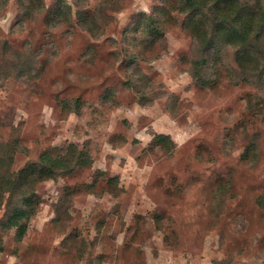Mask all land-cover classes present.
<instances>
[{"label":"rangeland","instance_id":"obj_1","mask_svg":"<svg viewBox=\"0 0 264 264\" xmlns=\"http://www.w3.org/2000/svg\"><path fill=\"white\" fill-rule=\"evenodd\" d=\"M230 27L181 0H0L1 167L91 160L34 187L20 241L4 195L0 264H264V31L249 66Z\"/></svg>","mask_w":264,"mask_h":264},{"label":"trees","instance_id":"obj_2","mask_svg":"<svg viewBox=\"0 0 264 264\" xmlns=\"http://www.w3.org/2000/svg\"><path fill=\"white\" fill-rule=\"evenodd\" d=\"M181 3L183 9L191 15L205 13L207 17L219 18L220 21L231 20V31L235 39L242 44V49L238 50L239 61L249 66L253 65L254 59L252 60L251 58V48L247 46V43L253 30L252 25L257 24L256 30L264 31V12H262V16L240 19L232 17L229 13L217 11L212 0H181ZM212 6H214L213 9L210 8ZM207 8H210L209 11ZM226 15L230 16V18H226ZM210 45L211 42L209 40L206 41L205 49L208 50ZM155 141L159 144L169 145L168 138L162 135L156 136ZM254 146L252 144V148ZM68 151L69 154L55 156L50 152H45L40 156L39 161L30 164L17 174L9 173L10 171L8 170L4 171L0 162V209L5 194H9L11 198L14 197L16 199L12 207L10 206L6 220L1 224L3 232L6 233L15 229L16 238L20 241L26 235L28 222L35 215L39 204V199L33 191L34 187L42 181L72 174L76 167L85 166L91 162L86 152L79 151L74 146ZM248 151H251V148ZM29 186H32L31 190L28 188ZM2 251L3 246L1 244L0 252Z\"/></svg>","mask_w":264,"mask_h":264}]
</instances>
